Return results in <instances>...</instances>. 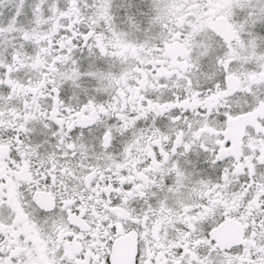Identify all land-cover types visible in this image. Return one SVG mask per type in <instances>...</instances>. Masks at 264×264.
Instances as JSON below:
<instances>
[{"label":"snow or ice","instance_id":"1","mask_svg":"<svg viewBox=\"0 0 264 264\" xmlns=\"http://www.w3.org/2000/svg\"><path fill=\"white\" fill-rule=\"evenodd\" d=\"M0 264H264V0H0Z\"/></svg>","mask_w":264,"mask_h":264}]
</instances>
